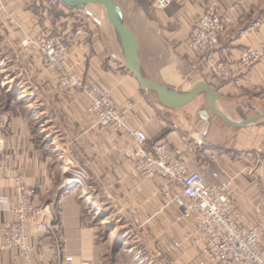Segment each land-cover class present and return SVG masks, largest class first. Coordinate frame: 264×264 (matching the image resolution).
<instances>
[{"label": "crops", "instance_id": "obj_1", "mask_svg": "<svg viewBox=\"0 0 264 264\" xmlns=\"http://www.w3.org/2000/svg\"><path fill=\"white\" fill-rule=\"evenodd\" d=\"M137 1L144 2L139 7L147 11L146 23L122 22L137 37L144 77L165 87L174 102L204 82L218 96L215 107L235 122L264 115V54L251 69L238 67L241 49L264 46V0H173L163 11L154 9V0ZM215 1L224 9L238 5L214 52L228 64V80L212 75L205 60L188 48L194 23ZM5 2L8 13L0 14V121L5 122L0 161L16 172L0 179V196L13 202L23 179L36 189V203L51 212V232L30 239L38 249L34 264H66L67 256L72 264H141L146 255L153 264L203 260V245L195 247L187 239L195 220L181 219L182 210L173 202L180 190L173 187L165 196L164 179L143 180L121 154L133 139L120 134L112 140L111 129L97 125L89 112L88 99L77 90L59 93L57 76L42 65L34 43L81 26L82 46L72 50L69 67L109 91L119 107L130 105V126L143 130L150 146L165 142L178 149L209 185L218 183L213 172L231 181L236 210L248 227L264 219V120L229 127L209 108L203 87L181 108L162 106L127 70L125 39L107 21L101 0ZM12 218L0 211V264H26L15 259V251L1 248L2 224Z\"/></svg>", "mask_w": 264, "mask_h": 264}, {"label": "built area", "instance_id": "obj_2", "mask_svg": "<svg viewBox=\"0 0 264 264\" xmlns=\"http://www.w3.org/2000/svg\"><path fill=\"white\" fill-rule=\"evenodd\" d=\"M172 2L154 0V9L166 10ZM237 7L233 5L224 9L218 1L208 4L194 23L188 43L189 50L203 58L212 75L221 80L231 78L230 68L214 52L233 23ZM7 13L5 0H0V14ZM84 32L85 28L81 26L63 35L34 43L44 68L57 76V91H80L88 99L89 111L96 116L97 125L111 129L112 140L120 134H128L133 139V145L123 148L121 154L134 163L135 172L143 180L151 181L156 177L164 179L166 184L161 192L165 196L172 195L173 187L180 190L173 197V202L182 210L181 219L195 220V228L187 238L195 247L203 245V260L198 264H264V219L253 227L243 222L231 194L232 182L222 181L220 174L213 172L212 177L218 183L209 185L202 174L190 169L184 154L178 149L165 142L150 146L143 130L131 129L129 107L117 106L109 91L85 82L67 66L72 50L82 46ZM263 54L264 46L260 49H241L239 70L243 72L251 69ZM4 128L2 119L0 129ZM15 172L0 161V179ZM77 183L82 186L84 181L78 180ZM36 195V189L20 179L13 202L0 196V211L13 217L2 224L4 243L1 248L3 251H15V259H21L26 264H34L38 250L37 246L30 243L31 237L47 235L52 230V214L36 203ZM255 212L261 214L259 209ZM64 262L72 264L73 257H65Z\"/></svg>", "mask_w": 264, "mask_h": 264}, {"label": "water", "instance_id": "obj_3", "mask_svg": "<svg viewBox=\"0 0 264 264\" xmlns=\"http://www.w3.org/2000/svg\"><path fill=\"white\" fill-rule=\"evenodd\" d=\"M104 6L105 15L107 21L112 27H114L118 33L125 39V51H124V62L127 70L132 73L136 80L146 89L153 91L160 104L170 109L181 108L188 103L192 102L196 96L199 87H203L208 94V105L211 111L226 125L233 128H246L250 127L258 121L264 120V115L256 116L242 122H235L228 118L226 115L221 113L214 105V101L217 99V94L213 89L206 83H197L193 89L184 97L182 101L174 102L170 100L167 89L162 87L150 79L143 76L141 72V62L138 58V40L135 33L122 22L119 17L117 9L114 6L113 0H101Z\"/></svg>", "mask_w": 264, "mask_h": 264}, {"label": "rangeland", "instance_id": "obj_4", "mask_svg": "<svg viewBox=\"0 0 264 264\" xmlns=\"http://www.w3.org/2000/svg\"><path fill=\"white\" fill-rule=\"evenodd\" d=\"M6 3V2H5ZM113 3H114V6L115 8L117 9V12L119 14V17L126 23V24H130L131 26H134V27H139L140 25H142L143 23H146V16H145V13H147L146 10H142L140 9L139 5L143 6L144 5V2H141L139 3L137 0H113ZM143 3V4H142ZM153 4H154V1H153ZM154 7V5H153ZM70 31H63L61 34L59 35H63L65 33H68ZM53 37V36H51ZM41 58V57H40ZM67 66L69 67L68 65V62H67ZM70 68V67H69ZM72 71L73 69L70 68ZM74 72V71H73ZM75 73V72H74ZM58 80V79H57ZM83 80V79H82ZM86 82V81H85ZM88 83V82H87ZM91 84V83H89ZM97 85V84H95ZM99 86V85H97ZM100 87V86H99ZM103 89V88H102ZM118 106V105H117ZM129 107V108H128ZM126 108L129 109V113H128V116L130 115V111L132 110L131 109V106L128 105ZM90 112V111H89ZM92 114V113H91ZM95 116V115H94ZM96 117V116H95ZM129 125H130V122H129ZM131 127V126H130ZM131 129H133L131 127ZM134 130H137V129H134ZM111 135H112V132H111ZM127 136H129L128 134H125ZM130 137V136H129ZM128 147V146H127ZM125 158V157H124ZM126 159V158H125ZM128 160V159H127ZM104 210V209H103ZM102 213L104 214L105 212L102 211ZM105 221H108V222H111L112 219H108L107 217L104 219ZM192 232V231H191ZM116 234V237H118V232H115ZM190 234V233H189ZM188 234V235H189ZM187 235V237H188ZM188 239V238H187ZM189 240V239H188ZM191 241V240H189ZM263 242V241H262ZM263 247V246H262ZM140 261H141V264H153V262L151 263V260H150V256H141L140 258ZM199 263V262H198Z\"/></svg>", "mask_w": 264, "mask_h": 264}]
</instances>
